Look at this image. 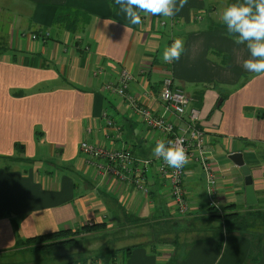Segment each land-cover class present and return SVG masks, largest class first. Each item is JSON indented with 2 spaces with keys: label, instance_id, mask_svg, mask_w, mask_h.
<instances>
[{
  "label": "crops",
  "instance_id": "crops-1",
  "mask_svg": "<svg viewBox=\"0 0 264 264\" xmlns=\"http://www.w3.org/2000/svg\"><path fill=\"white\" fill-rule=\"evenodd\" d=\"M235 2L187 0L172 17L142 15V23L132 25L115 0H0V254L87 223L105 221L108 230L112 221L119 222L117 251L111 262L97 264H264L261 233L229 232L205 210L207 181L197 160L185 173L192 211L178 217L154 168L147 194L128 183L116 188L92 172L81 147L84 141L106 148L126 144L135 156L150 157L163 141L160 132L103 85L129 69L131 92L161 112L162 79L173 72L175 84L200 110L222 207L264 209V74L243 68L250 56L246 45L234 43L220 23L222 10ZM60 6L78 9L88 20L61 22ZM176 38L184 41V52L165 63L163 50ZM100 66L103 74L95 77ZM236 152L251 170L256 205L247 204L245 175L230 158ZM214 223L222 230L218 236ZM145 224L150 232L188 235L190 243H180L191 244L187 255L176 258L179 246L171 237L151 251L133 242ZM126 229L131 232L121 237ZM81 241L75 245L86 244Z\"/></svg>",
  "mask_w": 264,
  "mask_h": 264
},
{
  "label": "built area",
  "instance_id": "built-area-1",
  "mask_svg": "<svg viewBox=\"0 0 264 264\" xmlns=\"http://www.w3.org/2000/svg\"><path fill=\"white\" fill-rule=\"evenodd\" d=\"M198 18H202L201 15ZM33 38H36L33 35ZM95 77L103 74L102 66L92 71ZM134 75L129 69H122L119 75L106 81L104 91L112 97L122 98L133 115L138 116L153 132H160L166 144L182 147L188 161L197 160L206 176L207 208H217L219 197V177L215 171L212 150L208 146V133L201 125L200 110L195 107L193 98L175 84L173 72L167 73L161 83V112L155 110L148 100L138 98L130 90ZM146 96L154 98L148 90ZM157 101V97H156ZM179 109V110H178ZM107 124L117 129L113 119ZM84 162L92 172L107 184L119 188L126 183L147 194L148 174L154 170L168 186V196L179 217L188 216L191 203L185 189L186 165L177 169L171 168L162 158L137 157L126 144L119 148H106L87 141L82 143Z\"/></svg>",
  "mask_w": 264,
  "mask_h": 264
},
{
  "label": "clouds",
  "instance_id": "clouds-1",
  "mask_svg": "<svg viewBox=\"0 0 264 264\" xmlns=\"http://www.w3.org/2000/svg\"><path fill=\"white\" fill-rule=\"evenodd\" d=\"M186 3L187 0H115L132 25L141 24L142 15L172 17ZM219 19L234 43L246 45L249 51L243 68L249 73L264 74V0H236L222 10ZM183 52L184 41L176 38L164 48L162 60L178 61ZM152 153L171 168L179 169L189 162L182 147L163 141L156 142Z\"/></svg>",
  "mask_w": 264,
  "mask_h": 264
},
{
  "label": "rangeland",
  "instance_id": "rangeland-1",
  "mask_svg": "<svg viewBox=\"0 0 264 264\" xmlns=\"http://www.w3.org/2000/svg\"><path fill=\"white\" fill-rule=\"evenodd\" d=\"M70 8L72 9V11L67 15V19L70 22H73L75 18L74 8ZM61 9L63 11H67L69 8L67 6H60L57 9L56 17L58 16V13ZM78 15L80 17H83V14L80 12L78 13ZM58 19L59 18H57V20ZM129 112L131 111L129 110ZM204 205L205 210H208L207 199ZM174 214L177 215L176 212H174ZM258 221L259 220H257V222ZM172 224L177 225V222L173 221L172 219ZM109 225L111 227L108 230L100 229L98 231L85 234L82 238L75 239V234L72 231H67V229H64L65 231H63L60 237H52L50 239L46 238V240H38L33 242L21 241L13 250L0 254V264H67V262H74L76 264H97V262H95L97 259H104L105 262H111L113 259L112 254L117 251V241L119 240V222L113 223L111 221ZM147 227L149 226L145 224L144 230L137 231V233L140 234L139 236L138 234L133 236V242H141L143 243L144 247L151 251L155 249V247L160 248L159 243L164 241L165 237H171V240H176L179 246V253L176 255V258L180 260V257L184 258L187 255L191 244L183 248L180 247V243H183L185 239L190 243V240L187 238L189 237L188 235H182L180 233L174 232L158 233L159 228H157L155 232H150L152 229ZM221 231V229H217L216 223H214L212 232L218 236ZM128 232H131V230L126 229L121 232V237H123V233L127 234ZM181 237H184V239ZM73 239L78 240V243H81V240H84L83 242H86V244L84 246L57 244L59 241H70ZM180 239L182 241H180ZM69 254L70 256H68ZM117 258L119 259V253ZM169 264H173V262H169Z\"/></svg>",
  "mask_w": 264,
  "mask_h": 264
},
{
  "label": "trees",
  "instance_id": "trees-1",
  "mask_svg": "<svg viewBox=\"0 0 264 264\" xmlns=\"http://www.w3.org/2000/svg\"><path fill=\"white\" fill-rule=\"evenodd\" d=\"M68 8L69 9L67 11H63L62 9L59 11L57 18H59L58 20H60L61 22L66 21L67 15L72 11L70 7ZM79 12L83 14L85 20H88V16L78 9H74L75 17L79 16L78 15ZM217 201H218L217 208H210L208 209V211H210L214 217L221 219V221L224 222L225 225L228 227L227 230L229 232L237 231V232L254 233L255 231H257L264 236V220H263L264 209L256 208L257 206H250L248 211H246L245 213H240L237 210H235L234 205H229L225 208L222 207L219 197ZM257 220L259 221L257 222ZM107 227H108V223L105 221H101V222H93L92 224L87 223L81 226L77 230L67 229V231H72L75 234V239H76V238H82L85 234H89L94 231H98L100 229L105 230L107 229ZM63 231L65 230H59L49 234L40 235L28 241L33 242L38 240H46V238L50 239L52 237H60ZM75 239L70 241L65 240L62 242L57 240L59 241L57 244L75 245V242L77 241ZM70 264H75V263L71 262Z\"/></svg>",
  "mask_w": 264,
  "mask_h": 264
},
{
  "label": "water",
  "instance_id": "water-1",
  "mask_svg": "<svg viewBox=\"0 0 264 264\" xmlns=\"http://www.w3.org/2000/svg\"><path fill=\"white\" fill-rule=\"evenodd\" d=\"M230 158L238 165L245 175L246 184V201L248 205H256L258 203L257 195L253 187V178L251 175V170L245 163L243 154L241 152L232 153Z\"/></svg>",
  "mask_w": 264,
  "mask_h": 264
}]
</instances>
